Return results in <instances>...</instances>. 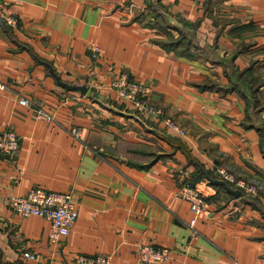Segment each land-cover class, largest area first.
Segmentation results:
<instances>
[{
	"label": "crops",
	"instance_id": "crops-1",
	"mask_svg": "<svg viewBox=\"0 0 264 264\" xmlns=\"http://www.w3.org/2000/svg\"><path fill=\"white\" fill-rule=\"evenodd\" d=\"M157 1L148 9L146 0H0V129L20 135L14 153L0 151V264H76L79 253L156 264L136 259L147 241L171 249L158 264H264V80L259 106L207 86L249 61L264 76V0ZM182 20L197 21L190 54L158 42L177 36ZM121 71L151 85L189 134L122 99L110 85ZM22 96L54 118L37 117ZM219 165L260 188L232 194L205 173ZM187 182L207 203L194 223L179 195ZM33 185L72 195L78 214L58 242L45 217L12 208Z\"/></svg>",
	"mask_w": 264,
	"mask_h": 264
},
{
	"label": "built area",
	"instance_id": "built-area-1",
	"mask_svg": "<svg viewBox=\"0 0 264 264\" xmlns=\"http://www.w3.org/2000/svg\"><path fill=\"white\" fill-rule=\"evenodd\" d=\"M10 18V22H14ZM91 54L96 55L102 51V48L96 43H91ZM120 97L130 101L139 111H149L154 115L163 113V108L155 106L147 100L151 92V85L147 82L134 79L126 72H120L110 81ZM5 84L0 80V90ZM23 104H31L35 115L39 118L53 119V113L44 109L38 102L31 101L25 96L19 98ZM164 122L176 128L177 124L170 118H164ZM71 133L79 137L81 129L78 126L70 127ZM20 144V135L12 128L0 129V151L14 153ZM93 149L101 148L92 146ZM217 171L229 182L240 187L243 192L255 193L258 190L257 184L235 176L222 166L217 167ZM179 195L189 200L193 216L190 220L194 223L196 216L207 206L203 195L190 183H185L179 190ZM11 205L14 211L20 215H40L49 221L48 236L52 242H58L61 237L68 234L71 225L77 217V209L69 191H58L48 189L39 185L29 187L26 192L15 195L12 198ZM136 259L141 262L161 263L171 256V249L167 245H159L152 241L141 243L136 249ZM24 255L34 258L35 253L27 250ZM110 255L107 253L86 254L79 253L76 255V264H109Z\"/></svg>",
	"mask_w": 264,
	"mask_h": 264
},
{
	"label": "trees",
	"instance_id": "trees-1",
	"mask_svg": "<svg viewBox=\"0 0 264 264\" xmlns=\"http://www.w3.org/2000/svg\"><path fill=\"white\" fill-rule=\"evenodd\" d=\"M182 22L185 24L184 26L186 28H190V26L194 27L197 24V21H189V20H182ZM188 29H185L183 27V30L181 28L179 29V34L176 37H171L169 39H158V42L161 46L167 48V49H175L179 53L188 54V47L193 43V40L188 35L189 31ZM193 33V31H190ZM170 35V34H169ZM195 45V44H194ZM190 54V53H189ZM254 64L250 63L249 65L245 66L241 69H235V73H233V76L230 75V82H218V81H210L207 86L211 88H215L218 90H230V89H237L240 92L244 93L246 95L249 94L250 100L248 101L252 106H259V101L256 99L255 95V89H257V86L261 84V80L257 77V75H253L250 70L253 69ZM261 133L264 137V123L260 126ZM264 150V148H263ZM206 175L213 180L214 178H223L224 177L217 171H210L205 170ZM226 180V179H225ZM227 183L231 184L232 186H235L234 183L229 182L226 180ZM220 186H223L220 183H217ZM245 195H250L247 193H244Z\"/></svg>",
	"mask_w": 264,
	"mask_h": 264
},
{
	"label": "rangeland",
	"instance_id": "rangeland-1",
	"mask_svg": "<svg viewBox=\"0 0 264 264\" xmlns=\"http://www.w3.org/2000/svg\"><path fill=\"white\" fill-rule=\"evenodd\" d=\"M158 3V1L157 0H146V3H145V5H146V7L148 8V9H150L151 7H153L154 9L156 8L155 7V4H157ZM153 10V9H152ZM142 15H146V12L143 10V12L141 13ZM137 15V17L139 16V17H141L142 15ZM153 16H155V18H157L159 15H156V14H152ZM162 15H160V17H161ZM162 18H163V16H162ZM185 24L183 23V27L185 28V29H188L187 31H189V29H190V31H193L195 28H196V26H194V27H192V26H190V28H186L185 26H184ZM189 31V33H188V35L190 36V38H191V33L192 32H190ZM172 34V33H171ZM176 37V36H174V34H172V35H169V34H167L166 36H165V38L164 39H169V38H171V37ZM192 39V38H191ZM197 45H195L194 46V44H191L190 46H189V49H190V51L192 52H195L196 50H197V47H196ZM199 48V47H198ZM242 48H244V47H242V46H240L239 45V49H242ZM251 62L249 61L247 64H244L242 67H236L235 69H241V68H244L245 66H247V65H249ZM260 71V68H256V66H253V69H251L250 70V72L253 74V75H257V77L261 80L260 82H262L263 80H264V76L262 75V73L261 72H259ZM122 73L123 72H126V73H128L129 75H130V73L129 72H127V71H121ZM236 71H234L233 73L234 74H236L235 73ZM261 75V76H260ZM134 79H136V78H134ZM137 80H139V79H137ZM140 81H142V80H140ZM145 82V81H144ZM229 82H230V80H229ZM228 83V82H227ZM151 89H152V87H151ZM147 100L150 102V103H153L155 106H157V107H161V108H163V113L162 114H160V115H156V117L158 118V119H161V120H163L164 121V118H170V119H172L173 121H174V123L175 124H177V126H176V128H172L171 126V128L172 129H174L178 134H180V135H188L189 134V132H188V130L183 126V125H181L180 124V122L179 121H177L175 118H173V117H171L170 115H168L166 112H165V109H164V107L161 105V104H159V103H156L153 99H152V97H151V93L149 94V96L147 97ZM126 101V100H125ZM128 102H130V101H128ZM131 103V102H130ZM132 104V103H131ZM133 105V104H132ZM133 107H135L134 105H133ZM136 108V107H135ZM138 110V109H137ZM167 124V123H166ZM219 166H222V167H224L226 170H228V171H230L231 173H233L235 176H237V177H240V178H242V179H244V180H248V181H251V182H253V183H255V184H257V188L259 189L260 188V185H261V183L259 182V181H257V180H253V179H247V178H244V177H242V176H240V175H237L235 172H233V171H231L232 169H229V168H227L226 166H224V165H219ZM232 183V182H231ZM234 187H238L237 185H235Z\"/></svg>",
	"mask_w": 264,
	"mask_h": 264
},
{
	"label": "water",
	"instance_id": "water-1",
	"mask_svg": "<svg viewBox=\"0 0 264 264\" xmlns=\"http://www.w3.org/2000/svg\"><path fill=\"white\" fill-rule=\"evenodd\" d=\"M53 73L57 81L61 83L62 85H64L65 87L70 88V89H78L80 91L86 90V84L67 82L65 80L60 79L59 75H57L54 71ZM213 181L222 184L229 192H231L234 195H240L243 193V190L240 187L232 186L231 184L227 183L226 180L223 178H214Z\"/></svg>",
	"mask_w": 264,
	"mask_h": 264
}]
</instances>
